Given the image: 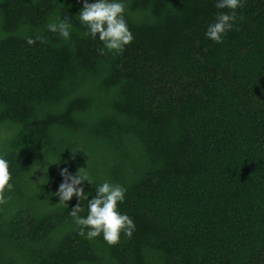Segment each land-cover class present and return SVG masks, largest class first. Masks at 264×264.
Wrapping results in <instances>:
<instances>
[{
	"label": "trees",
	"instance_id": "1",
	"mask_svg": "<svg viewBox=\"0 0 264 264\" xmlns=\"http://www.w3.org/2000/svg\"><path fill=\"white\" fill-rule=\"evenodd\" d=\"M80 7L0 0V156L13 185L0 264H264V0H243L219 43L204 35L229 11L214 0H124L133 39L103 53L81 35ZM57 16L67 40L45 28ZM63 167L124 187L130 236L77 232V198L53 195Z\"/></svg>",
	"mask_w": 264,
	"mask_h": 264
},
{
	"label": "clouds",
	"instance_id": "2",
	"mask_svg": "<svg viewBox=\"0 0 264 264\" xmlns=\"http://www.w3.org/2000/svg\"><path fill=\"white\" fill-rule=\"evenodd\" d=\"M81 7L74 14L79 23L84 27L81 33L84 37H93L102 42L103 47L98 49L103 53L105 50L120 52L132 39V33L124 18V0H80ZM243 0H214L217 9H228L229 11H218L214 20L206 26L204 35L214 42H221L223 35L233 28L236 19V9L240 7ZM45 28L67 40L70 36V22L64 17L57 16L46 23ZM35 40L44 41L43 36H26L25 42L32 45ZM61 181L53 195L58 198L57 203L67 207L66 201L75 196L78 203L74 204L69 211L72 222L77 226L79 234L86 238L98 235L109 244L116 243L120 233L130 236L135 228L131 217L118 210V202L124 199V187L115 182L104 180L94 185L84 167L70 172L67 167L60 168ZM10 181L9 161L0 156V203L6 199L5 190H11L13 185ZM94 185L95 194L88 199L90 193L85 189L84 182ZM86 201V215H79L82 211L80 201Z\"/></svg>",
	"mask_w": 264,
	"mask_h": 264
}]
</instances>
